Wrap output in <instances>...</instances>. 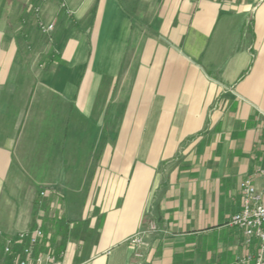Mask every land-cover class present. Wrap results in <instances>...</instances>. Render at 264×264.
Segmentation results:
<instances>
[{
	"label": "crops",
	"instance_id": "1",
	"mask_svg": "<svg viewBox=\"0 0 264 264\" xmlns=\"http://www.w3.org/2000/svg\"><path fill=\"white\" fill-rule=\"evenodd\" d=\"M42 15L49 36L28 0H0V264L36 227L63 264H242L255 242L229 220L245 178L264 187V0Z\"/></svg>",
	"mask_w": 264,
	"mask_h": 264
},
{
	"label": "built area",
	"instance_id": "2",
	"mask_svg": "<svg viewBox=\"0 0 264 264\" xmlns=\"http://www.w3.org/2000/svg\"><path fill=\"white\" fill-rule=\"evenodd\" d=\"M44 2L45 0H28V5L39 32L49 36L54 31V24L43 18ZM60 8L68 12L64 2L60 4ZM240 194L241 209L230 218L229 224L242 231L246 245L255 242V251L240 258L239 262L264 264V187L256 188L252 178L247 177L240 183ZM157 231L156 226L151 223L147 230L137 232L129 241L135 247L144 246L145 237ZM43 237L39 227L4 237L3 253L7 264H63L60 257L51 250H39Z\"/></svg>",
	"mask_w": 264,
	"mask_h": 264
},
{
	"label": "rangeland",
	"instance_id": "3",
	"mask_svg": "<svg viewBox=\"0 0 264 264\" xmlns=\"http://www.w3.org/2000/svg\"><path fill=\"white\" fill-rule=\"evenodd\" d=\"M57 3L58 2H56L55 4L57 5ZM130 57V56H129ZM134 62H135V59H134ZM87 124H88V122H87ZM72 125V124H71ZM90 127H92L93 128V126H91V125H89ZM107 136H108V134H106ZM107 136H105V135H102L101 136V140H103L104 138H106ZM95 155H96V152L91 156V157H95Z\"/></svg>",
	"mask_w": 264,
	"mask_h": 264
}]
</instances>
